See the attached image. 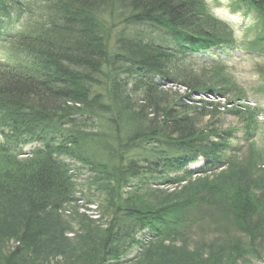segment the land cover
Instances as JSON below:
<instances>
[{
    "label": "trees",
    "instance_id": "trees-1",
    "mask_svg": "<svg viewBox=\"0 0 264 264\" xmlns=\"http://www.w3.org/2000/svg\"><path fill=\"white\" fill-rule=\"evenodd\" d=\"M241 5L256 18L250 43H237L204 0H0L10 46L0 60V264L259 258L264 149L241 160L231 131L200 128L219 104L162 89L244 98L212 55L264 58V0ZM245 135L250 143L249 126ZM137 150L146 164L129 157ZM78 202L98 219L70 211Z\"/></svg>",
    "mask_w": 264,
    "mask_h": 264
},
{
    "label": "rangeland",
    "instance_id": "rangeland-1",
    "mask_svg": "<svg viewBox=\"0 0 264 264\" xmlns=\"http://www.w3.org/2000/svg\"><path fill=\"white\" fill-rule=\"evenodd\" d=\"M207 8L213 16L217 19L227 22L230 29L233 31L234 38L237 43H250L255 35V25L256 18L252 13H248L243 5L233 8V4L236 0H204ZM123 18L118 19L117 22L120 23ZM123 26V23L120 27ZM120 29V28H119ZM149 31L145 33L144 37L150 36L154 38L155 42L164 43L165 34L157 28H147ZM119 31V30H117ZM151 33V34H150ZM10 46L8 43L0 39V60L6 59L9 55ZM212 55L215 58H222L223 61L228 65L230 76L234 79L238 87V91L242 92L243 100H234L232 102L225 103V101L217 100L213 97H206L203 95H196L190 90H187L182 85H164L162 89L167 91L169 94H177L179 96H189L191 99L199 101H211L215 104H219L216 107V114L214 120L206 117L200 120V128L203 129L208 126L211 122L215 123L214 128L218 129L219 132H232V139L230 146L234 150V153L241 159L244 160L248 155H253L258 150L264 149V58L256 56L254 54H248L243 49L239 51H233L229 56L221 53L220 51L213 52ZM128 89L131 87L132 78L130 81ZM199 105V104H198ZM222 105V106H221ZM221 107V108H220ZM230 112H240L238 116H234ZM250 112L255 114V118L247 120L251 123L248 124L244 121ZM246 114V115H244ZM249 126L251 129V139L250 143L246 142V128ZM164 148V147H162ZM31 147L26 148L29 151ZM129 157L140 160V164H146L145 159H149V156H145L143 151H133L129 154ZM238 158V159H239ZM262 164V163H261ZM203 165V160L199 159L194 164L188 167V170L194 171L199 169ZM260 170H264V164L260 165ZM87 173V172H86ZM83 174V175H82ZM79 178L81 183L80 187L85 189V181L87 174L82 173ZM85 175V177H84ZM173 176V175H172ZM171 176V177H172ZM82 181V182H81ZM160 189H167L161 187ZM99 196L96 195V200H99ZM79 208V213H84L87 217L98 219V215L95 211L96 208L86 206L82 202H78L75 206H71L70 211ZM66 212V216H68ZM145 241L148 238H142ZM258 248L259 258L253 257L248 264H264V241H261ZM136 252H133V255ZM131 258V257H130ZM124 263V264H129ZM241 264V263H240Z\"/></svg>",
    "mask_w": 264,
    "mask_h": 264
}]
</instances>
